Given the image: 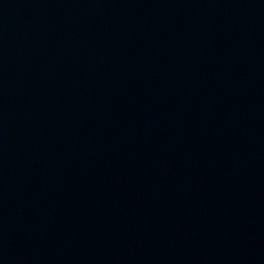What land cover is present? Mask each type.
Masks as SVG:
<instances>
[{"label":"water","instance_id":"water-1","mask_svg":"<svg viewBox=\"0 0 264 264\" xmlns=\"http://www.w3.org/2000/svg\"><path fill=\"white\" fill-rule=\"evenodd\" d=\"M0 264H264V71L1 197Z\"/></svg>","mask_w":264,"mask_h":264}]
</instances>
